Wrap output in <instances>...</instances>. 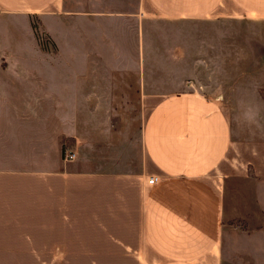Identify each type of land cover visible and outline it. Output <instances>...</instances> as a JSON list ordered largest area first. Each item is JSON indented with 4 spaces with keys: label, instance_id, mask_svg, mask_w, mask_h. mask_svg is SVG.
I'll return each instance as SVG.
<instances>
[{
    "label": "crops",
    "instance_id": "crops-1",
    "mask_svg": "<svg viewBox=\"0 0 264 264\" xmlns=\"http://www.w3.org/2000/svg\"><path fill=\"white\" fill-rule=\"evenodd\" d=\"M66 4L0 0V13L75 14ZM136 10L98 18L114 38L110 97L82 76L77 98L66 82L0 83V264H264V113L253 107L264 105V36L232 30L263 26L264 0H138ZM165 21L212 27L154 54L177 60L192 87L181 79L167 92L161 75L147 84V26ZM125 29L133 59L123 65L115 47ZM126 69L138 75L139 165L101 173L64 161L71 105L133 103L120 92ZM246 109L257 112L251 122Z\"/></svg>",
    "mask_w": 264,
    "mask_h": 264
},
{
    "label": "rangeland",
    "instance_id": "rangeland-1",
    "mask_svg": "<svg viewBox=\"0 0 264 264\" xmlns=\"http://www.w3.org/2000/svg\"><path fill=\"white\" fill-rule=\"evenodd\" d=\"M137 1L66 0V10L75 14L62 12L58 15L17 16L0 13V83L30 84L33 81H44L54 82L53 86L56 87L59 83L66 82L65 92L70 88L71 96L77 98L82 76L88 88L94 85L99 89L103 88L100 98L110 97V87L114 83V72L110 71L114 59L111 56L114 54V38L112 41L106 34L110 29L109 25H104L98 18H114L116 11L135 14ZM80 12H85L82 15L86 21H80ZM131 17L125 18L129 21L123 23L127 29L135 19ZM147 28L149 39L145 41V45L148 42L147 52L152 53L149 59H145V67H149V72L151 71L147 74V84L154 89L158 86L161 75V78H166L167 92L176 90L175 85L181 79L184 85L190 87L193 75L187 71L178 74L182 69L177 60L167 56L169 60L160 63L161 59L154 54L162 53V49L166 51L168 47L173 52V47L178 48L179 43L182 44L184 36L191 35L198 29L207 34L212 27H199L198 24L190 22L165 21L152 23ZM127 29L124 35L117 36L118 44L115 45L119 55L115 59L123 65L131 64L130 60L133 59L128 57L133 34L128 33ZM232 30L233 33H260L264 36V25H233ZM219 31L223 32L222 28H219ZM189 43L191 41L187 40L186 44ZM233 46L239 48L235 43ZM135 49L142 50V44L137 39ZM85 50L88 51L86 73L79 71L80 61L85 59ZM135 57L139 66L137 56ZM126 70L127 74L119 73L120 92L123 88L127 90L123 95H127L133 103H88L82 106L76 101V104L71 105V137H66L63 155L74 154L73 162L80 168L101 173H128L139 165L140 92L136 85L138 75L134 76L129 69ZM181 75L182 77H179ZM126 85L129 88L125 87ZM253 107L264 113V105ZM69 118L66 117L65 120ZM233 239H237V236Z\"/></svg>",
    "mask_w": 264,
    "mask_h": 264
},
{
    "label": "built area",
    "instance_id": "built-area-1",
    "mask_svg": "<svg viewBox=\"0 0 264 264\" xmlns=\"http://www.w3.org/2000/svg\"><path fill=\"white\" fill-rule=\"evenodd\" d=\"M190 87L193 86V84L190 82ZM75 159V155L74 154H68L64 156V161L69 162V161H73ZM158 181V179L156 177H150L148 180V185H154L156 184Z\"/></svg>",
    "mask_w": 264,
    "mask_h": 264
},
{
    "label": "clouds",
    "instance_id": "clouds-1",
    "mask_svg": "<svg viewBox=\"0 0 264 264\" xmlns=\"http://www.w3.org/2000/svg\"><path fill=\"white\" fill-rule=\"evenodd\" d=\"M256 115H257V112L255 110L246 109L244 112V118L248 120L249 122L255 119Z\"/></svg>",
    "mask_w": 264,
    "mask_h": 264
}]
</instances>
